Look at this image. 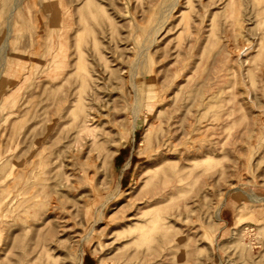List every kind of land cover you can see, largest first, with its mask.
I'll return each instance as SVG.
<instances>
[{
    "label": "rangeland",
    "instance_id": "1",
    "mask_svg": "<svg viewBox=\"0 0 264 264\" xmlns=\"http://www.w3.org/2000/svg\"><path fill=\"white\" fill-rule=\"evenodd\" d=\"M89 108L105 159L73 173ZM41 180L37 212L73 181L86 198L59 264H264V0H0V215L13 229L31 215L14 196ZM153 209L154 227L135 228Z\"/></svg>",
    "mask_w": 264,
    "mask_h": 264
},
{
    "label": "bare ground",
    "instance_id": "2",
    "mask_svg": "<svg viewBox=\"0 0 264 264\" xmlns=\"http://www.w3.org/2000/svg\"><path fill=\"white\" fill-rule=\"evenodd\" d=\"M94 98H95V96H94ZM86 100L87 99H85V101ZM79 101H81V98L78 100V102ZM77 104L78 103L74 104L75 107L77 106ZM70 111H72V110H70ZM99 117H100L99 114L93 112L89 108V109L85 110V112H84V114L80 120V123H79L80 128L77 131L76 135L74 133V135H75L74 139H75L76 145L74 146V148L71 152V156L73 157V160L68 165V166H70L69 168L72 169L73 173H74V171L75 172L76 171L77 172L83 171L84 170L83 164H85V163H89L90 161H99L100 164H102L103 160L105 159L104 155L101 153V148L107 147V144L109 142V138L106 136V137L99 139L98 136L100 133L96 132L95 129H93L94 128L93 124L99 123ZM134 119H136V118L134 117ZM138 123H140V122H138ZM68 126H69V124H68ZM136 128L137 127L135 125V127L133 129V133L135 132ZM133 136H134V134H133ZM156 140H157V138H156ZM143 142H144V140L142 139L140 144H143ZM68 145H69V143H68ZM97 145H99V146H97ZM95 146H97L96 148L98 149L96 154H94L92 152V149H95V148H93ZM94 151H96V150H94ZM156 160L157 159H152L149 161V163H154ZM167 160H169V159H167ZM61 162H63V161H61ZM128 164H129V162H127L123 166V168L128 166ZM122 169H121V171H122ZM141 173H142V171H141ZM181 180H182V178L180 176H178L177 180L171 179L169 184H166L163 186L156 185L150 191L148 189V193L145 194L144 197L142 196L143 197V199L141 201L142 204H140V203L139 204L142 206H152L155 208V206H157V204H160L164 200H166L167 195L173 194L174 189L176 187H178ZM40 183L41 184L39 185V188H37L34 191L29 192L28 194L24 195L23 197H19L17 195L14 196V199L16 200L17 206L22 205V206H24L25 209H27L28 211L31 212V215L27 219H25V223L23 226L13 229V227L10 225L12 223H9V221H11V220L5 219V217L2 215V213L0 215V240L2 238V234L4 233V231H8V234H7L8 242L5 243V245L1 244V246H0V258L4 254L7 255V253H8L7 251L9 250V246L12 245V247H13L15 245H19L16 242L17 234L23 232V238H22L23 251L20 252L19 254H17L16 257H14L11 262L8 261L7 264H59L60 262H62L61 259L59 258V256H60L62 249L67 247L65 245V243L63 242L64 239H62V236H63L62 234L66 230V228L68 227L67 226L68 218L72 216L74 206L77 205V203L80 200L82 201V200H85L86 198H84L82 194L81 195L79 194V193H81L80 191H78L79 185H77L76 181H73V182H71L68 189L66 188L65 190H63L62 193L55 194L50 199L49 204L44 209L37 212L35 210V206L38 205L41 198L44 197V191H43L44 181L41 180ZM145 190H147V188ZM81 197H83V198H81ZM139 199H140V197H139ZM0 204H1V202H0ZM142 206H139L138 208H141ZM144 208H146V207H144ZM154 210L155 209L144 212L143 215H147V216L145 219H143L141 221L143 223V225L138 226V224H135V228L144 229V226H148L149 229H152L154 227V224L158 221L157 217H156L157 211L156 210L154 211ZM139 235L140 234L137 233V234L133 235L131 238L125 239L123 241V243H126V241H128L130 239L137 238V237H139ZM3 252H5V253H3ZM82 253H83V250L81 249L80 254H82ZM81 261H82V258L80 257L79 263H81Z\"/></svg>",
    "mask_w": 264,
    "mask_h": 264
}]
</instances>
